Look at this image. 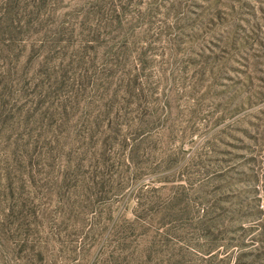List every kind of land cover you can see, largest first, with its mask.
I'll return each instance as SVG.
<instances>
[{
    "label": "rangeland",
    "instance_id": "obj_1",
    "mask_svg": "<svg viewBox=\"0 0 264 264\" xmlns=\"http://www.w3.org/2000/svg\"><path fill=\"white\" fill-rule=\"evenodd\" d=\"M0 264H264V0H0Z\"/></svg>",
    "mask_w": 264,
    "mask_h": 264
}]
</instances>
